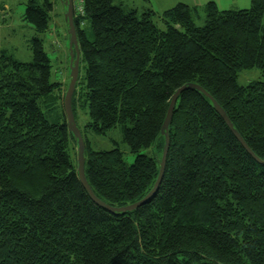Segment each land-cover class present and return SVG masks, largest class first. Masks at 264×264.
Here are the masks:
<instances>
[{
    "label": "trees",
    "instance_id": "16d2710c",
    "mask_svg": "<svg viewBox=\"0 0 264 264\" xmlns=\"http://www.w3.org/2000/svg\"><path fill=\"white\" fill-rule=\"evenodd\" d=\"M82 1L75 119L88 105L87 127L121 128L136 155L127 165L120 147L93 151L85 142L86 177L99 199L126 206L153 189L162 126L184 85L204 88L264 161V79L238 82L254 67L264 78V0L240 10L210 1L204 26L182 2L139 15L116 0ZM52 11L50 0H26L24 19L44 33ZM31 49L30 62L0 50V264H264V164L203 92L188 88L177 99L156 192L114 213L79 179L62 82L51 80L43 38L33 37Z\"/></svg>",
    "mask_w": 264,
    "mask_h": 264
},
{
    "label": "rangeland",
    "instance_id": "374dc122",
    "mask_svg": "<svg viewBox=\"0 0 264 264\" xmlns=\"http://www.w3.org/2000/svg\"><path fill=\"white\" fill-rule=\"evenodd\" d=\"M45 0H39L42 4ZM53 3L51 21L49 29L44 33L36 32L32 24L25 19L26 0H0V50H7L13 57L21 62L32 60L31 40L33 37H41L44 40V47L52 63L51 80L62 82V93L65 94L69 83V26L65 20V6L62 0H50ZM77 13L83 14L82 0H73ZM123 3L126 11L136 9L141 15L145 10L152 9L158 15L165 9L174 7L178 3H186L192 9V19L197 26H204L206 22V6L208 2L214 1L221 10L249 9L251 0H116ZM115 1V2H116ZM157 25L165 30L166 24L159 16L154 17ZM85 66L81 61L80 74L83 75ZM262 72L259 68L244 69L239 72L238 82L247 85L251 81L263 80ZM90 121L89 107L81 106L76 111V123L81 130L88 149L93 151L111 150L120 147L123 152L125 162L131 165L136 158L123 140L122 129L117 127L107 132V134L96 133L87 127ZM77 149V148H76ZM87 149V150H88ZM144 153H151V150L144 149ZM88 151H86L87 155Z\"/></svg>",
    "mask_w": 264,
    "mask_h": 264
},
{
    "label": "water",
    "instance_id": "95a60500",
    "mask_svg": "<svg viewBox=\"0 0 264 264\" xmlns=\"http://www.w3.org/2000/svg\"><path fill=\"white\" fill-rule=\"evenodd\" d=\"M62 1H63V5L66 8L64 18L68 22L69 33H70V40H69V46H68L69 57H70V63H69L70 80H69V84L67 87V91H66L65 96H64L63 104H64V110L66 113V118H67L69 129H70L71 133L73 134V136L75 137L76 142H77L76 161H77L78 176H79V179H80L83 187L88 192L89 196L92 198V200L94 202H96L98 205H100L101 207H103V208H105L111 212L125 213V212L132 211V210L136 209L137 207H139L142 203L146 202L156 192V190H157V188H158V186L162 180L163 174H164L166 155H167L168 147H169V127H170L171 122H172L174 108L176 106L177 99H178L179 95L184 90H186L188 88H194V89H197V90L203 92L212 101L214 108L217 110V112L224 119V121L226 122V124L228 125V127L230 128L232 133L235 135V137L240 141L242 146L252 156H254L259 162L264 164L263 160H260L258 157H256L254 155V153L252 152L250 147L247 145L245 140L242 138V136L240 135L238 130L234 127L233 123L231 122V120L228 117L225 110L219 105V103L204 88H202L201 86H199L197 84L184 85V86L180 87L175 92V94L173 95L171 102L169 104V107H168V111L166 114L164 124L162 126L161 132L165 136V147H164V151H163V155H162L161 163H160V173H159L158 179H157L153 189L140 201L134 202L132 204H128L126 206H120V207L110 206V205L106 204L104 201H102L101 199H99L95 195V193L93 192V190H92V188H91V186L87 180V177H86V172H85L86 145H85V141H84V138L82 136L81 130L76 123V119H75V115H74V111H73V107H72L73 95H74V92L76 90L78 80H79V76H80V60H81V51H80V45H79V41H78L77 27H76V23H75L74 2H73V0H62Z\"/></svg>",
    "mask_w": 264,
    "mask_h": 264
},
{
    "label": "crops",
    "instance_id": "0c3cea01",
    "mask_svg": "<svg viewBox=\"0 0 264 264\" xmlns=\"http://www.w3.org/2000/svg\"><path fill=\"white\" fill-rule=\"evenodd\" d=\"M117 3H121V2H118V1H117ZM171 8H172V7H171ZM165 10H167V9H165ZM165 10H164V11H165Z\"/></svg>",
    "mask_w": 264,
    "mask_h": 264
}]
</instances>
